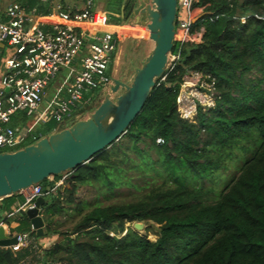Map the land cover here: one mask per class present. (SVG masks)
Returning a JSON list of instances; mask_svg holds the SVG:
<instances>
[{"label":"trees","instance_id":"16d2710c","mask_svg":"<svg viewBox=\"0 0 264 264\" xmlns=\"http://www.w3.org/2000/svg\"><path fill=\"white\" fill-rule=\"evenodd\" d=\"M16 1L41 14L52 5ZM113 1L112 21L132 19L138 0ZM193 15L199 17L181 47L174 40L170 54L179 53L178 59L155 80L126 132L64 172V183L53 191L63 173L38 183L45 193L41 237L25 211L5 216L24 203L21 193L0 200V222L11 234L30 232L32 238L15 254L0 247V264H264V0H197ZM179 17L177 11L176 26ZM191 70L213 81L218 92L214 107H198L193 121L181 118L176 105L182 77ZM98 93L69 126L96 108ZM64 128L44 122L17 149ZM232 165L236 170L227 181H214ZM130 172L148 179L138 185ZM122 185L136 192L108 204L98 200L113 199ZM81 186L93 188V202L76 200ZM67 211L79 218L63 231L56 216ZM135 222L158 225L156 239L126 228ZM50 235L59 240L41 247L38 240Z\"/></svg>","mask_w":264,"mask_h":264},{"label":"built area","instance_id":"2783aa9c","mask_svg":"<svg viewBox=\"0 0 264 264\" xmlns=\"http://www.w3.org/2000/svg\"><path fill=\"white\" fill-rule=\"evenodd\" d=\"M70 1L73 2L67 5L59 0H51V9L46 14L37 13L34 8L27 11L16 0H8L1 9L0 45L3 47H0V51L8 46L10 53L0 58V149L20 145L24 133L10 126L15 114L24 111L34 113L41 123L49 120L63 123L66 117L80 116L95 91H109L112 75L111 70L107 72V69L116 58L113 53L122 33L112 29L99 31L93 0ZM196 2L177 0L180 17L177 26L175 24V38L178 37L180 47L192 22L199 17L193 15ZM254 17L259 18L257 15ZM129 21L120 24L123 25L121 30L134 27L133 20ZM241 22H244V18H241ZM178 56L179 53L169 54L166 66L172 65ZM62 69H69L73 73L72 79L65 81L64 95L55 96L48 103L49 107L39 112L44 102L45 88ZM214 90V82L207 81L201 72H187L182 77L176 96L179 116L193 121L198 107H210L215 103L217 95ZM208 101L213 103L208 104ZM156 142L162 143V139L157 138ZM66 176L58 180L50 191L62 185ZM21 194L24 203L6 217L13 216L19 210L25 211L33 205L36 197L45 193L39 184H34L22 189ZM0 226L7 237H16V243L4 248L15 254L30 247V232L11 234L3 222H0ZM18 264L33 263L24 259Z\"/></svg>","mask_w":264,"mask_h":264},{"label":"water","instance_id":"95a60500","mask_svg":"<svg viewBox=\"0 0 264 264\" xmlns=\"http://www.w3.org/2000/svg\"><path fill=\"white\" fill-rule=\"evenodd\" d=\"M176 11L177 0H138L132 18L134 24L140 27L132 32L150 40L152 47L133 70L131 82L127 84L112 77L109 91L87 118L15 151H1L0 200L89 162L126 132L141 111L155 80L166 68L174 45ZM44 201L42 196H38L33 205L25 210L38 237L44 233L39 213ZM133 228L139 231L143 225L135 222ZM14 243L16 237H7L0 226V247Z\"/></svg>","mask_w":264,"mask_h":264},{"label":"rangeland","instance_id":"374dc122","mask_svg":"<svg viewBox=\"0 0 264 264\" xmlns=\"http://www.w3.org/2000/svg\"><path fill=\"white\" fill-rule=\"evenodd\" d=\"M94 3L96 4V6H98V8H101L103 6L105 9L110 10V11H112L114 7L113 0H94ZM133 26H134L133 28L140 27L135 24ZM132 31L133 30L127 32L126 30H124V35L118 37L119 42H118L117 59H115L114 61L115 78H118L119 80H122L127 84L130 83L132 80L133 70L140 65L141 61L148 54L150 48L152 47V42L150 40L144 39L142 36H139L138 34H134ZM77 68L79 67L77 66ZM72 77H73V73L70 72L69 69L60 70L56 74L55 78L50 82V85H48L45 88L44 95L48 97L49 100H50V97L52 99L53 97H55L56 94L63 96L64 95L63 90L65 88V85H64L65 81L71 80ZM105 93H106L105 91H99L98 93L99 98L97 100V106L100 104ZM214 94L217 95L218 92L214 90ZM209 103L212 104L213 102L208 101V104ZM214 105L215 103H213V105L210 107H214ZM44 106H47L45 102L41 104L39 112H42L45 110ZM206 108L208 107L206 106V107H203L202 109H206ZM92 112L93 111H91L90 113L87 112L88 115L87 116L85 115L83 119L87 118L89 114H91ZM34 116H35L34 113L31 115H26L24 113V114L19 115L20 118L18 116L13 117V120L14 122H17V124L20 123L19 120H21V122H26L33 127L32 131H35V129L38 128L42 123L36 122L34 120ZM193 117H191V119H193ZM69 120L71 119L67 117L64 119L63 124L66 127H69V123H70ZM18 146H21V144L16 145L14 147H5L3 150L9 151V152L15 151V149H17ZM235 170L236 168L234 167V165L229 166L228 169L223 170L221 173L216 174L214 181L216 180L223 181V182L227 181L230 178V176L235 172ZM136 174L137 173L135 172H130L128 176L131 178V180L136 181L135 183L138 185L144 184L145 180L148 179V177H146V179H141V177H139ZM65 175L66 174L63 173L61 175V178ZM51 178L52 177H50V179ZM114 192H115V197L113 199L103 200L101 199L102 197H99L98 200L102 201L103 204L112 203L113 201L120 200V199L124 200L129 196L128 194L130 192L134 194L136 192V189H133L132 187H129V186L122 185L116 188ZM75 197H76V200H79V201L93 202L95 200V192L92 187L81 186L77 190ZM66 213L67 215H71V216H67V215H57L56 216V221L58 222V224H60L58 226L60 230H63V231L68 230V228H70L79 218V216L76 215V213H74L73 211H67ZM139 223L143 225V228L139 231L137 230L136 231L141 235H144V234L147 235V238L149 240L154 241L156 239V235H154V231L158 228V225L152 222H147V223L139 222ZM125 226L126 228L130 227L134 229L132 223H127ZM124 233L125 232H123L122 235ZM39 240L43 242L42 245L39 243ZM39 240H38V243L40 244V246L45 248V247H49L52 243H54L56 240H59V239L55 235L54 236L50 235V236L44 237Z\"/></svg>","mask_w":264,"mask_h":264},{"label":"crops","instance_id":"0c3cea01","mask_svg":"<svg viewBox=\"0 0 264 264\" xmlns=\"http://www.w3.org/2000/svg\"><path fill=\"white\" fill-rule=\"evenodd\" d=\"M6 2H8V0H0V12H1V9H2V7H3V5L6 3ZM71 2H73V1H70V0H65L64 1V3L65 4H69V3H71ZM93 2H94V0H93ZM94 7H95V12L97 13V15H98V23H99V25H98V29H99V31H105V30H109V29H112V30H117V31H122L121 30V28L120 27H122L123 25H120V24H122V23H124V22H122V23H120V24H118V22H115V21H112L111 20V18L114 16V15H116V13H114L115 12V9L117 8V6H116V4L114 3V7H113V10L112 11H110V10H107V9H105L103 6L101 7V8H98V6H96V4L94 3ZM122 9H123V5H121L120 6V10L122 11ZM122 15V14H121ZM0 17H1V15H0ZM131 20H134V18H132ZM112 21V22H111ZM84 28V27H83ZM122 34H121V36L122 35H124V32H121ZM0 47H3V46H1L0 45ZM117 52H118V49H117V51H116V53H115V59H117ZM10 53V49H9V47L8 46H4V48H3V51L1 50L0 51V58L1 57H4L5 55H7V54H9ZM115 61V60H114ZM111 75H112V77H115L114 76V74H115V69H114V62H113V64H112V66H111ZM1 69H0V73H1ZM122 81V80H121ZM124 82V81H123ZM63 83V82H62ZM61 83V84H62ZM50 85V84H49ZM55 96H57V94L55 95ZM54 99V97L51 99V97H50V100H49V98L48 97H46L45 95H44V102H45V104H47V106H44V108H47V107H49V105H48V103L51 101V100H53ZM26 114V115H31V114H28L27 112H19V113H17V114H15L13 117H15V116H18L19 117V115L20 114ZM13 117H12V119H11V122H10V126L11 127H16V128H19V129H21L20 131L22 132V133H24V134H22V136H21V139H20V142H19V144H22V143H24L26 140H29V138L31 139L32 138V135H33V127L31 126V125H29L28 123H26V122H21V120H19V122L20 123H18L17 124V122H14V120H13ZM20 118V117H19ZM34 120L36 121V122H39V123H41L40 122V120H38L37 118L35 119V117H34ZM50 179V178H49ZM39 243L42 245L43 244V242L41 241V240H39Z\"/></svg>","mask_w":264,"mask_h":264},{"label":"bare ground","instance_id":"6f19581e","mask_svg":"<svg viewBox=\"0 0 264 264\" xmlns=\"http://www.w3.org/2000/svg\"><path fill=\"white\" fill-rule=\"evenodd\" d=\"M134 28H132V27H128V28H126V29H122V30H126L127 32H129V31H131V30H133Z\"/></svg>","mask_w":264,"mask_h":264}]
</instances>
